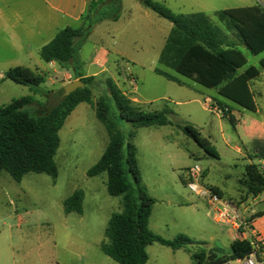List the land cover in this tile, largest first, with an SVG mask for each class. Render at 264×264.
I'll list each match as a JSON object with an SVG mask.
<instances>
[{"label": "rangeland", "instance_id": "rangeland-1", "mask_svg": "<svg viewBox=\"0 0 264 264\" xmlns=\"http://www.w3.org/2000/svg\"><path fill=\"white\" fill-rule=\"evenodd\" d=\"M165 4L175 13L203 12L226 33L224 25L215 15L217 12L258 4L264 7L262 0H166ZM94 12L95 10L89 14L91 18H94ZM149 12L156 15L150 10ZM102 14L110 18L117 17V20L121 18L118 27L131 38L137 36V26L142 20L136 10L134 24L127 21L122 5L113 4L105 8ZM143 37L148 44V36L143 34ZM236 41L249 65L255 64L261 58V55L251 56L247 49ZM36 59L15 57L9 53L0 57V106L30 96L47 107L58 102L59 95L53 96L50 93L45 97L42 94L63 89L61 85L65 80L53 69L45 72L35 71L43 75L45 80L37 95L31 92L29 87L7 78L6 73L18 66L24 65L36 70ZM143 59L151 72H146V78L138 86L137 96L142 101L138 106L148 112L171 109L174 115L169 116V120L173 124L166 127H135L125 118H121L113 103L110 105L112 118L125 137V150L128 143L136 146L142 185L156 201L150 219V229L167 240H179L184 237L190 241L184 242L183 239V246L178 250L158 243L152 244L147 250V264H210L211 261L231 253L234 231L229 226L217 223L214 209L205 199L196 196L187 188L188 170L199 165L206 171L205 182L210 184L211 188L218 187L224 200H231L237 205L242 220L250 215L252 221L264 218V192L253 196L241 183L246 179L247 167L250 165L237 148L244 154L246 149L240 143L231 123L221 120L219 115L208 110L211 101L201 99L202 104L191 106L176 104L179 98L174 91L181 88L153 71L158 67V45H149V52ZM167 71L177 79L190 81L172 70ZM162 83L170 86V93L163 90L165 86ZM119 84L125 91L123 84ZM159 84L161 86H158ZM154 85L159 89L153 97L166 93V98L154 102L144 101L140 94H148L149 87ZM89 87L95 100L107 92L102 81L91 83ZM126 87L131 89L129 83ZM37 102L30 107L31 111L40 109ZM226 103L238 113L247 114L241 107L229 101ZM87 105L89 104L79 108L75 120L60 132V147L55 157L58 167L56 180L47 174L30 173L18 183L8 172H2L0 264H119L102 252L100 244L105 239L112 215L123 210L122 197H113L108 193L107 174L94 178L87 176L88 170L97 164L109 144L106 128L98 120L95 109ZM188 108L191 112H188ZM188 113L190 119L185 115ZM185 124L194 126L208 140L207 132L212 128V146L218 151L220 158L207 156L204 150L184 133L182 126ZM257 167L264 176V165ZM76 191H82L85 196L83 215L72 213L67 216L64 201ZM249 236L251 241H254V238ZM203 254L206 255L202 259Z\"/></svg>", "mask_w": 264, "mask_h": 264}, {"label": "trees", "instance_id": "trees-1", "mask_svg": "<svg viewBox=\"0 0 264 264\" xmlns=\"http://www.w3.org/2000/svg\"><path fill=\"white\" fill-rule=\"evenodd\" d=\"M137 1L173 25L159 57L157 74L179 84V79L167 71L172 70L204 88L218 89L221 96L247 112L257 111L251 82L260 76L261 69L264 70V58L260 61V67H248L247 58L236 40L252 56L264 53L262 5L217 12L215 15L224 25L226 33L203 12L177 14L156 0ZM119 5L121 0L117 1ZM93 10L98 12V5H91L79 28L68 26L59 31L49 44L40 49V58L45 63L55 62L62 69L72 72L76 78L80 77V50L93 29L94 18L89 15ZM111 19L117 20V17ZM6 76L19 85L29 87L35 95L40 93V86L45 82L43 75L20 66L10 69ZM80 81L84 87L69 96H65L64 89L47 94L43 92L45 97L50 93L59 95L58 102L51 107L35 101L32 96L0 106V176L6 171L18 183L30 173L47 174L56 180L58 167L55 157L60 147V131L78 105L89 104L106 128L109 144L97 164L88 170L87 176L94 178L107 174L108 193L113 197H122L123 203L122 212L110 218L105 239L100 244L102 252L119 264H147V250L154 243L174 250L182 248L183 239L184 242H190L188 238L167 240L150 229L156 201L142 185L136 146L128 143L125 150L126 140L112 118L110 105L113 103L121 118L135 127L172 125L169 116L174 115V112L169 108L156 112L142 110L111 78L104 81L106 94L95 100L89 87L94 83V78H82ZM35 102L40 109L31 111L30 107ZM230 120L233 121V116ZM182 129L207 156L220 158L210 141L194 126L185 124ZM260 157L264 159V154ZM246 175L241 183L248 188V192L253 196L263 193L264 176L259 168L256 165L248 166ZM212 189L221 196L216 188ZM84 198L82 191L73 193L64 201L65 213L82 215ZM252 251L250 242L235 241L231 246L230 257L211 261L210 264H226L244 258Z\"/></svg>", "mask_w": 264, "mask_h": 264}, {"label": "crops", "instance_id": "crops-1", "mask_svg": "<svg viewBox=\"0 0 264 264\" xmlns=\"http://www.w3.org/2000/svg\"><path fill=\"white\" fill-rule=\"evenodd\" d=\"M117 1L118 0H0V57L8 55L9 53L15 57L37 58L35 60V65L37 66L36 70H32L24 65L20 67L39 72L53 69L61 74L65 80L61 88L82 78L90 77L94 78V82L102 81L103 83L107 78H111L129 99L135 104L140 105L142 101L137 96V89L141 81L146 78V72H151L150 69H147V64L143 56L149 52V45H158L160 57L173 25L169 21V23H167V20L161 18L155 12L156 15L150 13V9L142 6L137 0H121L124 14L129 23L134 24L135 22V10L142 20L141 23L139 19L137 20V23H140V25L137 26V36L131 38L128 33H125L118 27L121 18L117 21H113L109 16L102 14L105 8L117 4ZM156 1H161V3L163 2L164 4L166 3V0ZM92 4L98 5V12H96V15L95 12L93 13L94 25L91 35L80 50L81 68L78 71L80 77L76 78L72 72L62 69L55 62L45 63L40 58L39 51L49 44L62 29L68 26L73 28L82 26L83 17L89 13ZM143 34L148 36V44L145 42ZM262 58H264V53L261 54V58L253 65H249L247 59L248 67H260ZM0 62H2V60H0ZM158 68L159 64L153 71L156 73V69ZM163 78L168 80L165 77ZM168 81L177 84L179 88H181L174 91L175 95L179 98L176 104H180L181 106L202 104V99L203 101H211V104L216 103L222 107H229L232 114L219 117L221 120L223 119L231 123L240 143L246 149V154L242 153L240 148H237V151L247 160L248 165H264V159L260 157L264 154L263 69H261L260 76L251 82V91L257 105V111L255 113H250L246 110L247 114L238 113L226 103L229 100L221 96L218 89L207 90V88L200 86L193 80L186 81L184 79H179V84L170 80ZM119 83L123 84L126 88L125 91ZM127 83L130 84L131 89L126 87ZM158 86H161V84ZM158 86L155 87L154 85L149 87V92L146 95L143 93L140 94L144 101L154 102L162 98L164 99L166 98V93H170L172 90L169 85L164 84L165 87L163 90L166 93L160 97H153V94L159 89ZM84 104L86 103L77 106L67 118L62 129L75 120L78 109L83 107ZM87 106L90 107V105ZM187 110L191 112L190 108ZM185 115L190 119V113ZM231 116H233V121L230 120ZM200 133L202 135V132ZM207 133L209 141L212 144L213 129L209 128ZM206 178L207 173L204 171V184L209 186L210 184L205 182ZM214 188H216L223 197L222 191L216 186H214ZM254 229L256 234H260L264 238V218L254 221ZM235 241L241 240L235 239L234 232L231 246ZM242 241H248L251 245H254V242L251 241V237L247 236L245 240ZM230 255L231 253L226 257H230ZM226 264H238V262L235 260L229 261Z\"/></svg>", "mask_w": 264, "mask_h": 264}, {"label": "built area", "instance_id": "built-area-1", "mask_svg": "<svg viewBox=\"0 0 264 264\" xmlns=\"http://www.w3.org/2000/svg\"><path fill=\"white\" fill-rule=\"evenodd\" d=\"M210 110L217 115L224 117L232 114L227 106H220L216 103L210 105ZM187 188L196 196L207 201V204L214 209L217 218L216 222L229 226L235 232L236 240H245L251 235L254 238V249L252 253L242 259H238V264H264V238L255 233L254 221L251 215L241 219L237 205L231 200H224L210 186L204 184V171L199 165L191 167L187 172ZM263 250V251H262Z\"/></svg>", "mask_w": 264, "mask_h": 264}, {"label": "water", "instance_id": "water-1", "mask_svg": "<svg viewBox=\"0 0 264 264\" xmlns=\"http://www.w3.org/2000/svg\"><path fill=\"white\" fill-rule=\"evenodd\" d=\"M83 87L84 84L82 83V81L80 80L74 81L63 88L65 91V96H69L71 93Z\"/></svg>", "mask_w": 264, "mask_h": 264}]
</instances>
